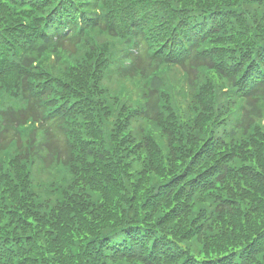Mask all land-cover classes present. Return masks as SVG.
Returning a JSON list of instances; mask_svg holds the SVG:
<instances>
[{
  "label": "trees",
  "instance_id": "1",
  "mask_svg": "<svg viewBox=\"0 0 264 264\" xmlns=\"http://www.w3.org/2000/svg\"><path fill=\"white\" fill-rule=\"evenodd\" d=\"M0 264H264V0H0Z\"/></svg>",
  "mask_w": 264,
  "mask_h": 264
}]
</instances>
